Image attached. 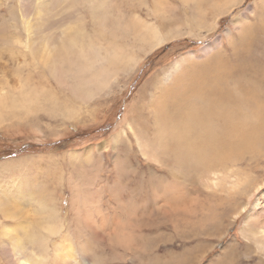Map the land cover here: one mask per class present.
Instances as JSON below:
<instances>
[{
  "label": "rangeland",
  "instance_id": "374dc122",
  "mask_svg": "<svg viewBox=\"0 0 264 264\" xmlns=\"http://www.w3.org/2000/svg\"><path fill=\"white\" fill-rule=\"evenodd\" d=\"M263 19L264 0H0V194L17 192L6 197L19 200L13 209L30 215L35 234L42 220L60 229L25 239V256L51 264L68 236L79 264H264L255 102L237 91L240 128L254 134L222 152L168 142L162 115L172 120L160 110L189 69L196 80L214 59L232 69L249 54L264 61ZM26 25L41 45L74 37L87 55L101 48L118 61L89 65L85 77L98 68L100 81L80 84L79 60L56 73L21 45ZM246 30L256 36L248 53ZM11 223L0 211V264H16L14 244L4 251L1 240Z\"/></svg>",
  "mask_w": 264,
  "mask_h": 264
},
{
  "label": "bare ground",
  "instance_id": "6f19581e",
  "mask_svg": "<svg viewBox=\"0 0 264 264\" xmlns=\"http://www.w3.org/2000/svg\"><path fill=\"white\" fill-rule=\"evenodd\" d=\"M262 21L264 23V19ZM25 31L27 39L21 45L24 48L31 49L30 52L35 56L34 58L46 59V62L49 63L54 72L64 73L72 71L74 66L73 60H79L81 63L78 65L76 72L79 75V83L83 85L100 81L98 75H101L100 71L102 70H98V68H95L96 75L93 74L90 78L85 77L89 65L94 68V66L97 67L103 62L112 61L115 63L118 61V57L115 54H110L109 52L103 53L101 48L95 50V56L87 55L86 50L83 46H78V42L74 37L64 39L63 41L61 37L57 40L46 37V39L41 41V45L33 39L34 30H32L30 25L25 26ZM147 35H151V38L157 41L160 39L159 36L152 33H147ZM255 39L254 32L251 33L249 30H246L244 37L239 42V46H246L244 52L248 53ZM160 41L162 42L163 40L161 39ZM221 41V39L215 40L213 44L210 43L204 47V53L220 46ZM62 42L71 44L66 47H61ZM250 56L252 55L249 54L248 58L244 57L241 63L243 65H239L237 68L235 66L234 69L230 68L229 64L225 65V63H221V61L217 62L214 59L208 63L210 65L202 67L204 69L206 68L207 72H210L209 74L202 72L198 74L195 80L196 73H194L193 69H189L188 72L190 73L188 75H192L191 78L189 77L190 82H186L187 80L185 79L178 80L176 81L177 85L175 87L169 88L164 98L167 104L162 109L158 107L159 105L157 107L155 106L154 109L157 114L159 113V109L163 113L166 111L172 120V122H169L166 119V114L162 115L165 118L164 122L170 123L167 130L169 135L168 142L174 143L175 145H182L183 147L185 146L187 148L185 150L186 152L196 151L198 144L206 142L208 145L216 148L215 151L222 152L227 147L236 146L235 142L239 140L242 133L249 131L247 132L249 136L254 134V129L249 126L240 128L241 123L239 121L241 120L242 112L237 110V106L241 101L240 96H237V91H240V94L245 97V100L249 104L255 102V107L251 106L250 108L258 116L259 120H255V123H261V127L257 128L260 133L257 141L260 142L263 139L260 143H263L262 147H264V126H262L264 125V110L262 109L264 108V100L261 101L264 97V79L261 77V75H264V61L261 59H253ZM100 68L102 69V66ZM245 68L246 70L244 71ZM237 69L241 70V72L238 73ZM84 80L87 81L81 82ZM101 80L103 81V79ZM225 104H228V106L226 107ZM159 128L165 129L162 126H159ZM190 135L196 136H193L191 139ZM182 136L184 137L182 138ZM226 139H229V142H225ZM16 193L13 191L9 195L6 190L4 193L5 196L0 194L1 213L5 218L11 219L14 222L3 225L1 234L2 243L7 239L9 240L2 248L5 251L9 245L8 243L12 242L14 247L9 249V251L13 255L14 263L37 264L32 259H29L28 256H25L23 252V250L25 251V239L29 238L32 239L30 242H34L36 235L43 236V233H45L48 236H54L58 234L57 232L60 229L58 227L56 229V227L50 225L47 221L42 220L39 226L40 234H35L39 228H33L35 221H31L32 218L30 215L26 211L17 210L16 208V210L13 209V206L16 207L18 205L19 200H15V197H6L17 195ZM19 218L21 220L20 226L15 220ZM18 226L19 229L23 230V237L19 236V233L14 232ZM46 235L44 238H47ZM56 243L57 245L53 252L54 258H52L51 264H79L77 262V252H75V248L72 246L73 243L70 237H62L60 242L58 241Z\"/></svg>",
  "mask_w": 264,
  "mask_h": 264
}]
</instances>
